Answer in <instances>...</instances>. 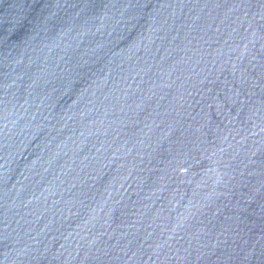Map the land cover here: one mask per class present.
<instances>
[{
  "label": "water",
  "instance_id": "95a60500",
  "mask_svg": "<svg viewBox=\"0 0 264 264\" xmlns=\"http://www.w3.org/2000/svg\"><path fill=\"white\" fill-rule=\"evenodd\" d=\"M0 264H264V0H0Z\"/></svg>",
  "mask_w": 264,
  "mask_h": 264
}]
</instances>
